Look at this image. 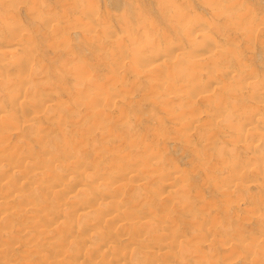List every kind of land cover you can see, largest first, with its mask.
Here are the masks:
<instances>
[{"label": "rangeland", "instance_id": "1", "mask_svg": "<svg viewBox=\"0 0 264 264\" xmlns=\"http://www.w3.org/2000/svg\"><path fill=\"white\" fill-rule=\"evenodd\" d=\"M11 34L14 41L4 40L8 53L0 55V65L20 58L4 90L6 76L0 77L1 110L11 109L9 97L29 104L39 95V105L49 98L45 105L51 106L46 117L36 115L32 132L0 112V264H53L63 255L66 264H264V150L253 153L238 144L244 135L260 137H238L243 133L227 128L229 113L223 109L218 116L208 99L212 93L225 98L221 104L237 102V110L252 106L250 123L264 130V0H0V36ZM211 48L217 58L190 68L188 61H200ZM227 60L235 70L229 80L221 72ZM24 70L27 83L37 80L31 89L25 81L27 92L17 87ZM244 72V88L233 100ZM196 74L213 78L205 97L194 94L188 79ZM220 77L221 86H212ZM226 80L236 85L228 87ZM252 82L262 84L253 90ZM56 115L62 122L53 127ZM232 115V126L243 118ZM184 123L197 129L186 133ZM222 151L224 163L216 160ZM234 155L243 161L231 167ZM27 177L36 182L26 185ZM70 177L85 185L69 183ZM164 182L169 189L161 192ZM80 187L79 200L66 199L67 191ZM21 190L25 195L18 199ZM99 192L123 204L114 233L104 226L91 231L112 240L106 257L97 256L98 240L82 244L81 232L74 231L81 220L70 216L82 197L95 200ZM55 200L63 209L52 206ZM103 209L109 215L116 208ZM147 220L151 226L142 228ZM53 222L57 228L50 232L47 223ZM67 238L76 242L68 245ZM155 239L169 245L158 256L147 249L155 248Z\"/></svg>", "mask_w": 264, "mask_h": 264}, {"label": "bare ground", "instance_id": "2", "mask_svg": "<svg viewBox=\"0 0 264 264\" xmlns=\"http://www.w3.org/2000/svg\"><path fill=\"white\" fill-rule=\"evenodd\" d=\"M218 1V0H217ZM236 3V2H235ZM217 5V4H216ZM178 8L179 7H177V9H175V12L174 13H176L177 15H178ZM215 9V8H214ZM181 11V10H180ZM218 11V10H217ZM216 12V11H215ZM180 13V12H179ZM175 14V15H176ZM243 15V14H242ZM240 16V18L242 17L240 14L237 16V17H239ZM244 16V15H243ZM245 16H248V12H247V15H245ZM250 16V15H249ZM248 16V17H249ZM235 19V18H234ZM244 19H246V17H244ZM246 21V20H245ZM248 21V20H247ZM247 21L245 22V24H244V27H245V25H246V23H247ZM188 22V21H187ZM238 23H239V21H237ZM236 22V27L237 28H240L241 27V24H239L240 25V27L238 26V23ZM186 23V22H185ZM244 23V22H243ZM190 24V23H189ZM194 24V23H193ZM193 24H192V26H193ZM235 24V23H234ZM11 25V24H10ZM15 25V24H14ZM248 25H249V23L246 25L247 27L246 28H248ZM187 26V25H186ZM196 27V26H195ZM250 27V26H249ZM9 28V27H8ZM188 28H190L191 30L194 28V26L191 28V25H190V27H188ZM187 28V29H188ZM242 28V27H241ZM240 28V31L242 30ZM246 28H244L243 30H245ZM189 29V30H190ZM53 30H55V29H53ZM190 30V31H191ZM200 30V29H199ZM194 31V30H193ZM200 32H201V34H203L204 36H206V37H208L209 38V36H210V34H208V32H205L204 31V29H202V30H200ZM244 32V34H246V32L245 31H243ZM193 33V32H192ZM10 34V33H9ZM14 34V33H13ZM13 34H11L10 36L9 35H7L6 37L3 35V36H0V55H4V53H5V55H7V51H5L4 50V48H3V46L4 45H6V42L7 41H5V44H4V40L5 39H12V38H10L11 36H13ZM249 36H250V34H248ZM16 37V36H15ZM14 37V38H15ZM252 37V36H251ZM17 38V37H16ZM246 38L248 39V40H251V38L249 39L248 38V36H246ZM17 39H19L20 40V38H17ZM9 40V41H10ZM13 40V39H12ZM209 40V39H208ZM14 41V40H13ZM150 41V40H149ZM152 41V40H151ZM150 41V42H151ZM214 40H212V42H213ZM11 42V41H10ZM150 42H148V43H150ZM210 42H211V40H210ZM8 43V42H7ZM214 43V42H213ZM212 43V44H213ZM9 44H11V43H9ZM211 44V43H210ZM211 44V45H212ZM155 45V44H154ZM209 45V44H208ZM214 45V44H213ZM212 45V46H213ZM210 46V45H209ZM158 47V46H157ZM160 47V46H159ZM211 47V46H210ZM213 48V47H212ZM209 49V50H206L205 52H203V50H200V51H202L203 53H201V55H200V53H198L202 58L200 59V61H198V62H195V63H193V62H191L192 64H189V62L190 61H188V65L190 66V68L192 67V68H195V67H197V68H199L200 66H202V67H204V63L205 62H207L208 61V58H213V57H216V55L218 54V53H216V51H215V49ZM172 49V48H171ZM205 50V49H204ZM199 51V52H200ZM231 50H229V52H230ZM235 53H234V52ZM232 52H230V54H229V56H231V57H233L234 55H235V57L237 56V54H236V50H233ZM7 52V53H6ZM10 53H11V51H10ZM149 53V52H148ZM231 53H233V56L231 55ZM152 54V53H151ZM151 54H149V55H151ZM197 54V55H198ZM221 55H224L225 53L223 52V54L222 53H220ZM18 55H19V57H18ZM17 55V57L16 56H12V58H10V59H12V60H10V63H8L6 66V68H5V66H4V69H3V67H2V65H0V77L2 76V74L3 75H5L6 77V80L4 81L5 83H4V85H3V90H4V88L6 87V85L7 84H9L8 82V80H10V79H8V74H10V73H12V72H14V71H12V69L13 68H15L19 63V61L16 59V58H20V54H18ZM221 55H219V58H221ZM143 57H142V61H143V58H145L144 57V55H142ZM200 56H198V57H200ZM229 56L227 57L226 55H225V59L226 58H229ZM10 57V56H9ZM15 57V58H14ZM139 57H141V56H139ZM138 57V58H139ZM7 58V57H6ZM137 58V59H138ZM152 58V57H151ZM217 58V57H216ZM215 58V59H216ZM223 58V57H222ZM221 58V59H222ZM136 59V58H135ZM136 59V60H137ZM207 59V60H206ZM214 59V58H213ZM213 59H211V61L212 62H214L213 61ZM221 59H220V61H221ZM140 60V59H139ZM155 60V59H154ZM141 60L139 61V63L140 62H142ZM217 61H218V59H217ZM223 61V60H222ZM221 61V62H222ZM229 61H230V58H229ZM229 61L227 60V61H225V63H223L224 64V66L222 67V69H221V72H222V74H223V76L225 77V79H228L229 80V77H230V75H232L233 73H234V71L235 70H233V69H231V67L230 66H226V64L227 63H229ZM152 62V61H151ZM5 63V62H4ZM7 63V62H6ZM214 63H216V62H214ZM238 63H240V62H238ZM0 64H2L1 62H0ZM207 64H208V62H207ZM222 64V63H221ZM5 65V64H4ZM243 65L240 63L239 64V67H242ZM18 67V66H17ZM16 67V68H17ZM186 67V66H185ZM188 67V66H187ZM214 67H216L217 68V63H216V65L214 66ZM12 72H11V71ZM18 70V69H17ZM27 70H29V69H27ZM27 70L25 71H22V73H20V75L18 74L17 76H19L18 78H19V82H17V83H19V84H17V87L19 86V89H20V87H23V89H20V91L21 90H23V92H25L27 89H28V87H27V85H26V83H27V77L29 76L28 75V73H27ZM186 70H187V68H186ZM186 70H184V71H186ZM192 70H196V69H192ZM90 71V70H89ZM34 73V72H33ZM190 74V73H189ZM156 75V74H155ZM158 75V74H157ZM197 75V74H196ZM246 75V72H244V73H241L240 74V76H239V81L238 82H240V83H236V84H239V85H237V86H235V87H238L239 89L238 90H236L235 92L234 91H232V92H234L235 94H232V92L230 93V94H232V95H230V98L232 99V98H235V96H236V93L237 92H240V91H242V89L244 88V83H242L241 82V79H242V77H244ZM3 77V76H2ZM227 77V78H226ZM249 77L250 78H252V74H250L249 75ZM32 78V77H31ZM30 78V79H31ZM33 78H35L34 76H33ZM32 78V79H33ZM31 79V80H32ZM188 79H192L193 81H194V83H195V90H194V94L195 95H199L200 97H205L206 96V94H207V92L212 88L211 87V81H212V77H207L206 79H204L203 77H201V76H195V75H189V77H188ZM231 79H233V77L231 76ZM29 80V79H28ZM222 80H223V78L222 77H220L218 80H216V81H213L212 82V86H221V84H222ZM25 81H26V83H25ZM30 81V80H29ZM28 81V83H31V86H29V89H31V87L32 86H34V84H35V81H37L36 79H35V81H33L34 82V84L30 81L29 82ZM227 81V80H226ZM80 82V81H79ZM227 82H229V81H227ZM226 82V85L228 84ZM231 82H232V80L229 82V86L228 87H234L233 86V83L231 84ZM234 82V81H233ZM23 83V84H22ZM27 83V84H28ZM39 83V82H38ZM84 83V82H83ZM82 83V84H83ZM262 84V82L260 83V84H258V85H256V84H254L253 82L251 83V85H252V88H253V90H257V89H259L258 87H259V85H261ZM16 85V84H15ZM30 85V84H29ZM38 84L36 83V86H37ZM77 85H81V83L79 84H77ZM84 85V84H83ZM232 85V86H231ZM52 87V86H51ZM77 87V86H76ZM36 88V87H35ZM35 88H32V89H35ZM6 89V88H5ZM53 89V88H52ZM228 90V89H227ZM10 91V90H9ZM27 92V91H26ZM29 92H31V91H29ZM6 93V92H5ZM32 93H35V92H33L32 91ZM229 93V92H228ZM20 94V93H19ZM238 94V93H237ZM21 95V94H20ZM20 95H17V96H20ZM32 95V94H31ZM222 95H226L225 97H229V96H227V94L225 93H223ZM12 96V95H11ZM16 96V95H15ZM23 96V95H22ZM33 96V95H32ZM39 96V95H38ZM37 96V97H38ZM223 96V97H224ZM238 96V95H237ZM31 97V96H30ZM37 97H32L33 99H31V100H33V103H29L28 104V100H26L24 97H9V99L8 100H10V103L8 104V105H10L11 106V109H7V111H6V106H5V110L3 109V110H1V107H3L4 108V105H3V102H1V100H0V103H2V104H0V105H2V106H0V112L1 111H3V112H5V114L6 115H8V117H12V119H13V122H14V124H18V122H19V124H23V125H25L26 124V129L28 128V129H30L31 131H28V132H32V128H34L35 126V123H36V121H34V120H36V115L38 116L40 113H43L44 115H45V117L47 116L46 114H48V113H46V112H48L49 111V109H48V105L50 104L48 101L46 102V105H45V100H49V98L48 99H45L44 101H42L41 103H43L42 105L40 104L39 105V103H40V99H39V97H41V96H39L38 97V99H36ZM43 99V98H42ZM208 99H212V101H211V103H210V105L212 106V110L214 111V112H217L216 114L218 115V116H221V112H222V110L224 109V112L225 113H229V117H230V121L228 120L226 123H227V128L228 129H230V130H234V131H236L237 133L239 132V133H243V134H241V135H238V137L239 136H242V135H244V134H249V135H252V136H254V137H260V139L259 140H255V141H253V140H250V139H248V137L246 136V135H244L245 137H243L244 139H240L241 141H238V144L240 145V147L242 148V150H246V151H249V150H251L250 152H253V151H256V150H264V148L262 147L263 145H264V130L263 129H261V128H259V127H257V126H254V125H252L251 123H250V121L251 120H253V118H254V116L256 115V112H255V109H253V107L251 106V108H245V109H243V111L242 110H237V108H238V106L236 105L237 104V102H236V104H233V102H235V101H233L232 102V104L231 103H227V104H221V102H222V100L223 99H225V98H223V99H221V97L219 98L218 96H215L214 94H209L208 95ZM221 99V100H220ZM31 100H30V102H31ZM229 100V99H228ZM233 100H236V98L235 99H233ZM7 101V100H6ZM28 101V102H27ZM37 101V104L39 105H37V106H34V105H36V102ZM50 101V100H49ZM226 101H227V99H226ZM225 101V102H226ZM213 102V103H212ZM49 103V104H48ZM63 103V102H62ZM220 103V104H219ZM222 103H224V102H222ZM33 105L32 107H31V105ZM61 104V103H60ZM56 105V104H55ZM55 105H54V107H55ZM62 105V104H61ZM221 105H224V106H221ZM49 106H51V105H49ZM219 106H221V107H219ZM7 107H9V106H7ZM59 107V106H58ZM61 108H62V106H60ZM63 107H64V105H63ZM250 107V106H249ZM10 108V107H9ZM50 108V107H49ZM59 109V108H58ZM62 110H65V108H63ZM235 111V112H234ZM19 112V113H18ZM231 112V113H230ZM232 113H237V115H243V118H242V120H239V122H238V124H235L234 126H232V125H230L231 123H232V117H233V115H232ZM43 115V116H44ZM58 115V114H57ZM56 115V117H51L52 118V120H51V122L53 123V127H55L58 123L60 124L62 121H61V119L59 120V116H57ZM17 116V117H16ZM40 116V115H39ZM55 116V115H54ZM234 116H235V114H234ZM44 117V118H45ZM242 117V116H241ZM216 119V117H214V119H213V122H214V120ZM17 122H15V121ZM28 121V122H27ZM35 122V123H34ZM216 122H217V120H216ZM222 122H223V124H224V122H225V120H224V118H223V120L221 121V126H223L222 125ZM51 123V124H52ZM190 123V122H189ZM189 123H188V125H189ZM58 124V125H59ZM184 124H186V123H184ZM184 124H183V126H184ZM188 125L186 124V126H187V129L186 128H184L185 130H186V133H189L190 131H189V129H191V131L192 130H195V129H197L196 127H197V125H191L190 124V127L191 128H189L188 127ZM19 126H21V125H19ZM185 126V127H186ZM220 126V125H219ZM221 126H220V128H221ZM22 127V126H21ZM22 128H24V127H22ZM184 130V131H185ZM189 131V132H188ZM231 131V132H232ZM52 132H53V129H52ZM230 135V134H229ZM211 136H213V135H211ZM211 136H209V138L211 137ZM19 137V136H18ZM232 137V136H231ZM238 137H237V139H238ZM203 138H206L205 136H203ZM208 138V139H209ZM241 138V137H240ZM55 139V135L53 134V133H51L50 135H49V140L50 141H53ZM211 139V138H210ZM209 139V140H210ZM223 140V139H222ZM232 140H233V138H232ZM236 140V139H235ZM65 142L66 143H70V140L69 139H65ZM213 142L214 141H207V144L208 145H212L213 144ZM235 143H237V142H235ZM234 143V144H235ZM262 144V145H261ZM262 148V149H261ZM232 149V148H231ZM235 149V148H234ZM4 150V148L3 147H1L0 148V153H2V151ZM253 150V151H252ZM264 152V151H263ZM254 153V152H253ZM261 153V152H260ZM257 154V153H256ZM259 154V153H258ZM261 155V154H260ZM216 160L217 161H220V163H224L226 160H227V157H226V154H225V152H219L218 153V155H217V158H216ZM3 161H5V159L1 156L0 157V169H1V173H2V171L4 170V167H5V163L3 162ZM242 157L240 156V155H234V157H233V160H232V164H231V167H235V166H237V165H239V164H241L242 163ZM233 165V166H232ZM226 169H227V167H226ZM227 170H229V169H227ZM136 171V170H135ZM134 171V172H135ZM230 171V170H229ZM131 173V172H130ZM132 173H133V170H132ZM134 174V173H133ZM131 175V174H130ZM135 175V174H134ZM134 175H132V177L134 176ZM128 177H130V176H128ZM132 177H130V178H132ZM27 179H28V182L26 183L24 180H23V182L26 184V185H29V186H32L36 181L33 179V178H31V177H27ZM129 179V178H128ZM136 179V175H135V177H133L131 180H135ZM170 179V178H169ZM130 180V179H129ZM67 181L69 182V183H73V184H75V185H80V186H84L85 184H84V181L81 179V178H74V177H70V178H68L67 179ZM165 181V180H164ZM169 182V181H168ZM126 183V185H127V182H123V184H125ZM163 183V182H162ZM123 184L121 183L120 184V186H122V187H125L126 185H124L123 186ZM162 185V184H161ZM170 186H171V184H170ZM162 187V186H161ZM163 189L162 188H160V190H161V192H163L162 190H164L165 188H167V190L169 189L168 187H169V185H167V184H165V182H164V184H163ZM77 189V188H76ZM84 189H85V187H80L79 189H77V190H75V191H73L72 192V190L69 192V191H67L66 192V199L67 200H79L80 198H81V196L84 194ZM164 191H166V189L164 190ZM53 192H60L58 189H54V190H52L51 191V193H53ZM108 194H110V193H107V192H105V193H103V192H99V193H96V195H97V198L94 200V199H92V200H87V199H84L83 197H82V205L80 206V208H74L71 212H70V216L73 218V219H79V221L82 223V224H77L76 226H75V229H74V231L76 232V233H79V232H81V234L80 235H82L83 237H84V242H82V244H85V243H88V244H90L91 242H93V241H95V240H98V242H99V245H98V247H97V249H98V255L97 256H101V257H106L110 252H111V249H112V246H111V244H112V240H109V239H107L105 236H104V234H102V233H91V231L95 228V226H104V227H108V228H110L111 229V231H112V233H114V230H115V227L112 225L113 223H114V221H118V220H120L121 219V215H122V210H121V208L123 207V204H122V201H119V200H117V199H114V198H112V197H110V195H108ZM164 194V193H163ZM162 194V195H163ZM23 195H25V192H24V190H21V191H19V192H17L16 193V198H18V199H22V198H24V196ZM163 198H164V196H163ZM3 202L0 200V207L1 206H3ZM64 204L62 203V202H58L57 200H55L54 201V203H53V207L55 208V209H63V206ZM93 205H95L96 206V208L98 209V211L95 213V211H92L90 208L93 206ZM110 205H113L116 209H115V211H114V214H109L108 215V213L107 214H104V209L103 208H107V207H109ZM190 207V206H189ZM88 219H91V223H87V221H88ZM50 222V221H49ZM151 223H152V221L151 220H147V221H143L142 222V224H141V226H142V228H145V227H148V226H151ZM54 224V226H52L51 227V225H53ZM129 225H133V222H129L128 223ZM47 227L49 228L50 227V229H48V230H51L50 232H52V231H54V230H56V228H57V225H56V222H53L52 224H48L47 223ZM143 230V229H142ZM71 237H73V236H71ZM71 239V238H70ZM69 238H67V240H66V242L68 243V245H72L73 243H75L76 242V240H74V239H71L70 240ZM142 241V238H141V236H137L136 237V239H135V244H140V242ZM168 246L169 245H167L165 242H161L159 239H155L154 240V247L155 248H150V247H148L147 249H148V253H150V254H153V255H156V256H158L159 254H160V252L162 251V252H164V250L165 249H167L168 248ZM248 247L249 248H252L253 247V244H250V242H249V244H248ZM115 248V247H114ZM67 251H69V250H67ZM116 251L118 252V249H116ZM122 251L123 250H120V252L119 253H122ZM130 251H132V249L130 250ZM135 252H138V250H134ZM260 257L262 258V257H264V250H262V252H261V255H260ZM65 258V255H63V257L60 259V260H57V261H53L52 263L53 264H66V262L63 260ZM76 264H85L84 262H82V261H78ZM92 264H96V262H93Z\"/></svg>", "mask_w": 264, "mask_h": 264}]
</instances>
